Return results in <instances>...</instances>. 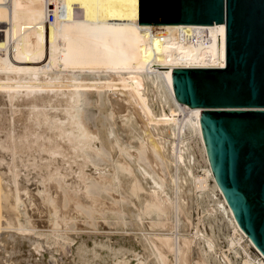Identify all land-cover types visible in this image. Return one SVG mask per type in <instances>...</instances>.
<instances>
[{
    "label": "bare ground",
    "instance_id": "bare-ground-1",
    "mask_svg": "<svg viewBox=\"0 0 264 264\" xmlns=\"http://www.w3.org/2000/svg\"><path fill=\"white\" fill-rule=\"evenodd\" d=\"M100 1L53 0L64 14L48 22L45 0H0V264H63V252L64 264H236L227 250L264 264L174 95L150 17L139 0H109L118 16ZM205 193L219 197L204 207ZM100 223L117 236L98 239Z\"/></svg>",
    "mask_w": 264,
    "mask_h": 264
},
{
    "label": "water",
    "instance_id": "water-1",
    "mask_svg": "<svg viewBox=\"0 0 264 264\" xmlns=\"http://www.w3.org/2000/svg\"><path fill=\"white\" fill-rule=\"evenodd\" d=\"M138 16L150 17L174 95L237 225L264 256V0H139Z\"/></svg>",
    "mask_w": 264,
    "mask_h": 264
},
{
    "label": "rangeland",
    "instance_id": "rangeland-1",
    "mask_svg": "<svg viewBox=\"0 0 264 264\" xmlns=\"http://www.w3.org/2000/svg\"><path fill=\"white\" fill-rule=\"evenodd\" d=\"M145 3V2H144ZM113 3L112 2H110L109 0H103V1H100V13H107V10L108 11H112V13L113 14H116V16H118L117 14H118V10L120 9V8H118V7H115V6H113L112 5ZM146 7V8H145ZM144 12L147 14V13H149L148 12V7L146 6V5H144ZM103 9H105V10H103ZM103 14H101V15H103ZM192 141V140H191ZM194 144V147L196 148H194V151H195V153H196V155L198 156V158H199V154L197 153V147H196V145H195V143H192V145ZM199 163L202 165V161H199ZM196 171L199 173L200 172V168H198V169H196ZM201 173V172H200ZM217 197H219V194L217 193V195L216 196H210L209 194H207V193H205L204 195H203V199H204V204H203V206L204 207H207L208 205H212L213 204V200H215V198H217ZM191 213H192V219H193V221H195V222H198V221H201L200 223H199V225H200V228L202 229L203 227L207 230V231H209V225H208V220L210 221V219H206L204 216H203V214H202V210L200 209V208H198L197 206H196V204H195V202L193 201V203L191 204ZM99 223V222H98ZM101 224V223H100ZM214 224V223H213ZM102 226H99V224H98V226H95V231H98V232H95L96 234H102V235H96L95 233H93V234H95V236H97V238L98 239H103V238H112L111 240H113V237L114 236H117V234H118V232H115V231H117V230H115L116 228L113 226V225H108V224H101ZM105 225V226H104ZM86 226V225H85ZM110 226H112V228L111 229H113L112 231H111V229L109 228ZM89 228V226H86V228ZM96 227L98 228V229H96ZM103 227H105V228H103ZM114 227V228H113ZM214 227H215V225H214ZM108 228V229H107ZM127 229H129L128 227H126V228H124V230L126 231H124L126 234L129 232V231H127ZM215 229V228H214ZM86 231H83L84 232V234H89L88 232H90V231H88L87 229H85ZM90 230V229H89ZM105 231H107V232H105ZM111 231V232H110ZM134 231V230H133ZM214 231H216L217 232V230L215 229ZM115 232V233H114ZM129 233H131V232H129ZM91 234V233H90ZM106 234H110V235H106ZM72 235V238L74 237V236H77V234L75 233V235H74V233H72L71 234ZM104 235V236H103ZM106 236V237H105ZM42 238H43V236H42ZM41 238V239H42ZM44 240H45V238H43ZM77 239H75V237H74V242L76 241ZM104 240V239H103ZM74 242H72L70 245V247H74L73 246V243ZM220 242V246L222 247V249L223 250H227V247H225L224 246V243H223V240L221 241H219ZM18 244H20V243H18ZM21 245V244H20ZM20 245H18V246H20ZM56 245H53L52 246V249H51V246H49L47 243H43V247H46V248H44V250L42 251V253L43 254H45L46 256H47V254L48 253H50V252H48L49 251V249H51V250H53V249H57V246L55 247ZM53 247H55V248H53ZM49 248V249H48ZM48 249V250H47ZM60 248H58V250H55L52 254L54 255V253H55V256H57V255H62V251L60 250ZM250 251H251V253H254V254H256L257 255V253L255 252V250H253V248H250ZM46 252V253H45ZM48 252V253H47ZM61 253V254H60ZM226 253L228 254V256L231 258V260L234 262V263H236V264H239L237 261H235V258H234V256H233V254H232V252L231 251H226ZM14 254V253H13ZM17 254V253H16ZM16 254H14V256H16ZM65 254V255H64ZM67 254V255H66ZM72 254L71 252H69V253H64L63 252V255H62V257H60L61 258V261H60V263L62 262L63 263V258H64V261L66 262L67 261V263H68V261H70V259H69V257L66 259V257L67 256H70V255ZM35 260H37V259H39L38 257H40V254H38V253H35ZM48 256H49V254H48ZM59 256H57V257H59ZM216 256H217V258H218V254H216ZM37 257V258H36ZM40 258H42V257H40ZM48 258V257H47ZM59 259V258H58ZM60 260V259H59ZM64 262V263H65ZM17 263V261H15V264ZM63 263V264H64Z\"/></svg>",
    "mask_w": 264,
    "mask_h": 264
},
{
    "label": "built area",
    "instance_id": "built-area-1",
    "mask_svg": "<svg viewBox=\"0 0 264 264\" xmlns=\"http://www.w3.org/2000/svg\"><path fill=\"white\" fill-rule=\"evenodd\" d=\"M52 1L53 0H45V2H46V14L45 15H46V20L48 22H51L54 19V9L59 16L64 14L63 7L56 6L55 8H53L54 2L52 4V6H48V4H50Z\"/></svg>",
    "mask_w": 264,
    "mask_h": 264
}]
</instances>
